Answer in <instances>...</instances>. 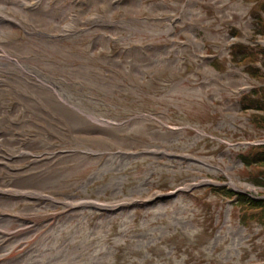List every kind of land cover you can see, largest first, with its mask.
<instances>
[{"label":"rangeland","instance_id":"1","mask_svg":"<svg viewBox=\"0 0 264 264\" xmlns=\"http://www.w3.org/2000/svg\"><path fill=\"white\" fill-rule=\"evenodd\" d=\"M257 2L0 0V185L50 197L0 195V264L264 262V225L207 187L264 194L239 158L264 78L230 53L264 47Z\"/></svg>","mask_w":264,"mask_h":264},{"label":"trees","instance_id":"2","mask_svg":"<svg viewBox=\"0 0 264 264\" xmlns=\"http://www.w3.org/2000/svg\"><path fill=\"white\" fill-rule=\"evenodd\" d=\"M257 4L253 8V32L255 34L264 35V0H257ZM231 60L234 63L250 61L244 66L247 74L256 79L264 78V47L259 44L250 45L242 42L235 43L230 49ZM248 59V60H247ZM218 62V60H216ZM217 68L221 65L214 64ZM241 108L257 110L252 113V118L255 121L263 124L264 115L259 114L264 112V85L252 88L248 93L243 94L239 101ZM242 164L245 166L258 165L263 166L254 176H251L250 181L264 189V145L250 146L249 149L239 154ZM208 189L217 192L229 199H232V204L240 209L239 220L246 224L248 220H254L264 225V194L252 196L248 193L234 192L224 185L209 186ZM264 227V226H262Z\"/></svg>","mask_w":264,"mask_h":264},{"label":"bare ground","instance_id":"3","mask_svg":"<svg viewBox=\"0 0 264 264\" xmlns=\"http://www.w3.org/2000/svg\"><path fill=\"white\" fill-rule=\"evenodd\" d=\"M34 2H35V0H32V3L28 4V7L30 8V10H33V9H34V8H33V3H34ZM31 21L34 22L33 19H32ZM75 21H76V19L73 17L72 20H71L70 22H67L66 24H64V25L62 26V30H61V31H63V32H68V31L72 30V29L74 28V23H75ZM1 49H2V48H0V57L3 56ZM9 83H11L9 80H6V79H3V78H0V88H1V90H2V86H4L5 84H9ZM93 121L98 122V121L95 120V119H94ZM0 154H1L2 156H5V155H6L4 151H0ZM230 184H231L232 186H235L234 183H233L232 181L230 182ZM15 191H16V190H12V191H10V193H15ZM39 195H40V193H39ZM40 196L43 197L42 194H41ZM116 204H117V202H115V203H111V204H109V206H116ZM123 204H124V203H121V204H119V206H120V205H123ZM70 205H73V206H74L73 203H70Z\"/></svg>","mask_w":264,"mask_h":264}]
</instances>
